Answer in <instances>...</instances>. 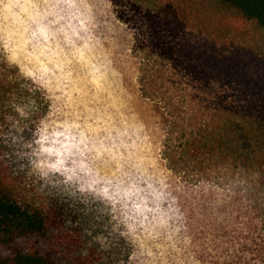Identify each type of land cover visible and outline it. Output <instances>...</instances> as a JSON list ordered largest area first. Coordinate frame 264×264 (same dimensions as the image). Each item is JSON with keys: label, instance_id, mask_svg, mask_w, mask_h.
Instances as JSON below:
<instances>
[{"label": "trees", "instance_id": "1", "mask_svg": "<svg viewBox=\"0 0 264 264\" xmlns=\"http://www.w3.org/2000/svg\"><path fill=\"white\" fill-rule=\"evenodd\" d=\"M149 1L162 31L179 35L201 25L218 44L211 56L161 44L174 70L209 83L227 79L229 87L239 78L246 95L242 105L222 95L211 122L190 133L177 120L166 130L162 156L185 186L177 196L182 238L195 264H264V62L242 53L264 57V0ZM248 27L261 33L257 51ZM52 103L0 63V264H102L121 253L91 236L95 225L78 212L81 203L41 181L22 155Z\"/></svg>", "mask_w": 264, "mask_h": 264}, {"label": "rangeland", "instance_id": "2", "mask_svg": "<svg viewBox=\"0 0 264 264\" xmlns=\"http://www.w3.org/2000/svg\"><path fill=\"white\" fill-rule=\"evenodd\" d=\"M156 6L149 0H113V14L127 27L116 25L113 31L101 27L102 55L92 61L98 65V70L86 60L81 61L73 73L76 90L70 97L55 102L69 118L78 117L82 124L87 123L95 130L89 135L93 136L98 152L94 150L89 157L91 165L101 175L127 180L147 168L155 178L163 177L168 185L166 191L174 212L168 229L155 242L159 246L152 248V256L133 254L136 250L128 238L121 235L105 200L90 193H73L59 187L61 195L81 203L78 212L95 225L88 229L89 234L96 236L103 246L116 244L120 248L121 253L108 259L105 257L102 264H142L146 260L154 261V264H195L193 249H188L189 241L182 238L183 225L177 202V196L185 186L168 169L162 156L166 130L177 120L190 126L187 130L190 133L205 121L211 122L222 95H232L234 105L244 104L246 97L239 78L233 81V87H229L227 79L209 83L185 70L173 69L159 50L161 44L180 45L200 56L205 53L211 56L212 51L218 50V44H215V37L201 29V25L179 35L162 31ZM246 31L251 34L248 36L249 47L257 51L261 33L251 27ZM242 53L245 59L258 56L264 62L263 56L252 55L249 49ZM0 63L6 62L0 60ZM254 78L258 79L257 76ZM125 128L132 134L131 139L120 136ZM176 136L180 137V132Z\"/></svg>", "mask_w": 264, "mask_h": 264}, {"label": "clouds", "instance_id": "3", "mask_svg": "<svg viewBox=\"0 0 264 264\" xmlns=\"http://www.w3.org/2000/svg\"><path fill=\"white\" fill-rule=\"evenodd\" d=\"M112 6L113 0H0V60L53 101L26 144L31 151L22 153L31 172L45 184L105 200L121 235L136 250L133 254L152 256L174 212L164 178H155L147 168L127 180L101 175L89 157L98 152L89 135L95 130L78 117L69 118L55 103L76 90L73 73L81 61L98 70L92 61L102 55L101 27L108 31L116 25L127 27ZM119 134L130 139L132 135L127 128Z\"/></svg>", "mask_w": 264, "mask_h": 264}]
</instances>
